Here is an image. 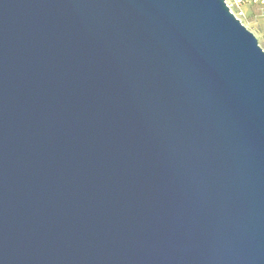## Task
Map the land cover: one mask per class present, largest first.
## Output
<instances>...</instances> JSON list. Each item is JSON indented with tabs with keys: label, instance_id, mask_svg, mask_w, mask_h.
Masks as SVG:
<instances>
[{
	"label": "water",
	"instance_id": "water-1",
	"mask_svg": "<svg viewBox=\"0 0 264 264\" xmlns=\"http://www.w3.org/2000/svg\"><path fill=\"white\" fill-rule=\"evenodd\" d=\"M0 264H264V51L223 0H0Z\"/></svg>",
	"mask_w": 264,
	"mask_h": 264
},
{
	"label": "built area",
	"instance_id": "built-area-1",
	"mask_svg": "<svg viewBox=\"0 0 264 264\" xmlns=\"http://www.w3.org/2000/svg\"><path fill=\"white\" fill-rule=\"evenodd\" d=\"M223 2L229 13L243 26L247 17L253 16L264 20V0H223Z\"/></svg>",
	"mask_w": 264,
	"mask_h": 264
},
{
	"label": "rangeland",
	"instance_id": "rangeland-1",
	"mask_svg": "<svg viewBox=\"0 0 264 264\" xmlns=\"http://www.w3.org/2000/svg\"><path fill=\"white\" fill-rule=\"evenodd\" d=\"M244 26L255 36L259 47L264 51V20L247 17Z\"/></svg>",
	"mask_w": 264,
	"mask_h": 264
}]
</instances>
